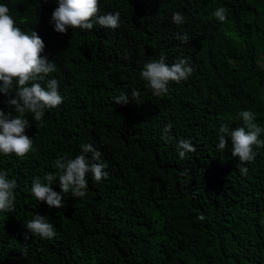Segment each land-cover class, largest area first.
I'll return each instance as SVG.
<instances>
[{"label": "trees", "instance_id": "1", "mask_svg": "<svg viewBox=\"0 0 264 264\" xmlns=\"http://www.w3.org/2000/svg\"><path fill=\"white\" fill-rule=\"evenodd\" d=\"M0 4L44 41L42 55L56 64L46 80L56 79L63 97L43 122L26 114L35 151L0 154V172L17 182L14 211H0V264H264V148H254L242 175L230 137L217 147L219 128L242 126V110L264 127V0H99V15L119 12L120 26L66 34L50 22L57 0ZM219 7L223 23L212 15ZM176 12L181 25L172 22ZM161 54L169 65L188 59L194 72L156 97L141 72ZM122 93L130 102L115 104ZM14 96L0 93V109L12 117ZM180 139L196 148L183 159ZM84 144L100 151L108 177L96 183L89 173L86 196L75 198L57 176L52 188L64 206L37 200L34 179L47 183L54 161L75 158ZM35 215L53 225L54 238L25 240Z\"/></svg>", "mask_w": 264, "mask_h": 264}, {"label": "clouds", "instance_id": "2", "mask_svg": "<svg viewBox=\"0 0 264 264\" xmlns=\"http://www.w3.org/2000/svg\"><path fill=\"white\" fill-rule=\"evenodd\" d=\"M58 7L52 12L51 23L57 33L66 34L69 29L73 31L91 30L94 24L102 28L117 29L120 26V13H108L99 15V0H57ZM226 9L217 8L212 15L218 22L227 20ZM172 22L181 25L185 22L184 16L173 13ZM177 39L182 42L188 41L187 34ZM45 43L41 37L32 31L28 34L16 26V21L10 15V9L5 4H0V93L9 94L14 91V98L8 100V105L14 108L18 114L12 117L10 114L0 109V154L5 156L15 154L20 159H24L28 153L35 151L33 140L25 135V131L30 127L26 114L31 113L34 121L43 122L45 111L59 107L63 102V97L59 93V83L56 79H47L51 73L56 71L55 62H49L42 53ZM194 72L186 58L178 59L172 65L166 63V56L161 54L158 59H153L143 66L141 77L152 89V94L156 97L166 95L169 91L170 82L180 83L187 80ZM46 80V87L40 81ZM138 93L133 91L131 99L135 101ZM115 104L127 105L130 97L127 93H122L113 97ZM242 126L230 128L228 124H223L219 128L218 149L224 150L228 140L231 139V154L238 158V169L242 175H247L249 169L242 165L255 160L257 152L254 148H264V139H260L264 133V127H260L256 121V114L250 110L239 112ZM172 125L164 128V139H169ZM82 154L75 158L61 156L57 158L53 167L57 170L48 173L42 183L40 178H35L31 193L40 202H46L49 208H62L63 196L52 188L53 181L59 179L62 193L71 192L72 197L83 198L86 196L88 188L87 176L90 173L96 183L102 182L108 177L105 171L107 165L100 162L101 153L92 144H84ZM177 151L180 158H184L187 153L195 152L194 145L185 139H180L177 144ZM91 153V158L87 155ZM182 172L181 175H186ZM17 188L15 179H8L6 172H0V211L12 212L15 209L16 199L14 190ZM205 219L204 215L198 217ZM27 233L25 240L33 236L44 239H52L56 232L51 223L41 215H35L34 219L25 224ZM29 233L31 235H29Z\"/></svg>", "mask_w": 264, "mask_h": 264}]
</instances>
